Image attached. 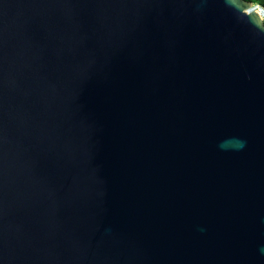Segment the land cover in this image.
Wrapping results in <instances>:
<instances>
[{
    "label": "water",
    "instance_id": "95a60500",
    "mask_svg": "<svg viewBox=\"0 0 264 264\" xmlns=\"http://www.w3.org/2000/svg\"><path fill=\"white\" fill-rule=\"evenodd\" d=\"M0 264H264V7L0 0Z\"/></svg>",
    "mask_w": 264,
    "mask_h": 264
},
{
    "label": "trees",
    "instance_id": "16d2710c",
    "mask_svg": "<svg viewBox=\"0 0 264 264\" xmlns=\"http://www.w3.org/2000/svg\"><path fill=\"white\" fill-rule=\"evenodd\" d=\"M247 1H253V2L255 1L264 7V0H247ZM257 3H255V4H257Z\"/></svg>",
    "mask_w": 264,
    "mask_h": 264
},
{
    "label": "bare ground",
    "instance_id": "6f19581e",
    "mask_svg": "<svg viewBox=\"0 0 264 264\" xmlns=\"http://www.w3.org/2000/svg\"><path fill=\"white\" fill-rule=\"evenodd\" d=\"M251 5H253V6H254V5H257V4H255V2H252V1H251Z\"/></svg>",
    "mask_w": 264,
    "mask_h": 264
},
{
    "label": "rangeland",
    "instance_id": "374dc122",
    "mask_svg": "<svg viewBox=\"0 0 264 264\" xmlns=\"http://www.w3.org/2000/svg\"><path fill=\"white\" fill-rule=\"evenodd\" d=\"M253 2V1H252ZM255 2V1H254ZM255 3H257V2H255ZM257 4H259V3H257ZM259 5H261V4H259ZM262 6V5H261Z\"/></svg>",
    "mask_w": 264,
    "mask_h": 264
}]
</instances>
